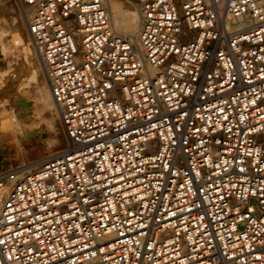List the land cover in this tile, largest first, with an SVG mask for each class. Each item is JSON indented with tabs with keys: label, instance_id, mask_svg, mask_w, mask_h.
Returning a JSON list of instances; mask_svg holds the SVG:
<instances>
[{
	"label": "built area",
	"instance_id": "2783aa9c",
	"mask_svg": "<svg viewBox=\"0 0 264 264\" xmlns=\"http://www.w3.org/2000/svg\"><path fill=\"white\" fill-rule=\"evenodd\" d=\"M0 0L69 149L0 204V264H264V0Z\"/></svg>",
	"mask_w": 264,
	"mask_h": 264
},
{
	"label": "bare ground",
	"instance_id": "6f19581e",
	"mask_svg": "<svg viewBox=\"0 0 264 264\" xmlns=\"http://www.w3.org/2000/svg\"><path fill=\"white\" fill-rule=\"evenodd\" d=\"M110 4L112 7L113 23L116 29L125 36L133 37L137 31L138 23H139V15L137 11L133 8H126L123 5V2H121V0H110ZM10 33L11 31L9 32V30H6L5 27L0 28V83L6 84L11 78L16 77L15 72L18 70V67H20L21 64L23 66V63L20 62H24L25 64L23 66L24 69H21L22 70L21 75L16 80V82L20 81V83L16 85V94H21L19 93L21 90L23 91V92L21 91L23 94L24 91L34 89L35 94L37 95L36 101L38 105H36L35 107L34 104L32 105L29 103L27 104L26 102L23 101H20L19 104L24 107L29 106L30 110L34 109L33 111L29 110L28 113L31 114L33 113V115H36L37 117L34 116L36 119L41 118L42 120L46 121L48 127L51 130H53L56 122V115H58V108L55 101L52 98L49 87H47L48 85L45 86L41 84V82L39 81L40 78L39 71L36 69L35 63L31 58L32 55H30L28 50V46L30 44L27 41L17 42L13 39H10L9 38L11 35ZM30 49H32V47ZM32 52L34 53L33 49ZM40 66L43 75L45 76L41 63ZM0 103L2 104L0 105L2 109L4 108L3 109L4 111H0V122L3 124V126H10L12 128V132L16 136L24 135L26 129L22 127L23 124L22 125L20 124V120L18 118L19 115L18 111H15L16 109H14V107L12 106V104L9 102L8 99L3 98L2 102ZM35 109H37V111H35ZM24 126L26 127V125ZM61 126L62 129L64 130L62 124ZM64 134H65V130H64ZM68 147H69V140L66 137V147L62 151L55 152L53 149H50V151L42 152V154L51 155V157L56 156L65 153L69 149ZM46 159L49 158L47 157L43 159H37L27 165L18 164L17 166L12 167L7 172L0 171V204L7 191L11 188V186L15 182L25 178L27 175L37 170ZM1 164L2 162L0 161V165Z\"/></svg>",
	"mask_w": 264,
	"mask_h": 264
},
{
	"label": "rangeland",
	"instance_id": "374dc122",
	"mask_svg": "<svg viewBox=\"0 0 264 264\" xmlns=\"http://www.w3.org/2000/svg\"><path fill=\"white\" fill-rule=\"evenodd\" d=\"M121 2L123 1L121 0ZM123 5L126 8H131L124 2ZM1 27H5L6 30H9V32L11 31V35L9 37L10 39H13L17 42L27 41L30 44L19 12L16 10L15 6L10 3L0 5V28ZM29 47L31 48V46H28L29 53L30 55H32L31 58L35 63L36 69L39 71V81L41 82V84L47 86L46 78L41 70V62ZM20 63H23V66L25 65L24 62ZM21 66L18 67V70L16 71L17 73L15 72L16 77L11 78L8 81L9 83H0V102H2L3 98L9 100L14 109H16L15 111H18L20 124H23L22 127L26 129L24 135L16 136L12 132V128L10 126H3V124L0 122V161L2 162V164L0 165V171L2 172H7L12 167L17 166L18 164L27 165L37 159H43L47 157L52 158L54 156L51 157V155L42 154V152L50 151V149L58 152L62 151L66 147V137L57 117L58 115H56V126L54 125L53 130H51L48 127L46 121L42 120L41 118L36 119L34 117L36 115H33V113H28L30 110L29 106L24 107L19 104L20 101H23L27 104H34L35 107L36 105H38L36 101L37 95L35 94L34 89L24 91L23 94V91L21 90L22 92H19L21 94H16V85L20 83V81L16 82V80L21 75V69H24V67L22 66V68ZM0 105L2 104L0 103ZM1 109L2 107L0 108V111H4V108L2 110ZM35 111H37V109H35ZM24 125H26V127ZM45 144L50 146L48 147Z\"/></svg>",
	"mask_w": 264,
	"mask_h": 264
}]
</instances>
